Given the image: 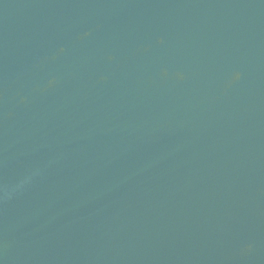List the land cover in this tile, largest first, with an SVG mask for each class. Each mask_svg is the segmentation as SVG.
Instances as JSON below:
<instances>
[{"label": "water", "instance_id": "1", "mask_svg": "<svg viewBox=\"0 0 264 264\" xmlns=\"http://www.w3.org/2000/svg\"><path fill=\"white\" fill-rule=\"evenodd\" d=\"M0 264H264V0H0Z\"/></svg>", "mask_w": 264, "mask_h": 264}]
</instances>
